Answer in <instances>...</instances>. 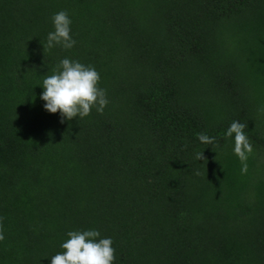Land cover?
<instances>
[{
	"label": "trees",
	"instance_id": "16d2710c",
	"mask_svg": "<svg viewBox=\"0 0 264 264\" xmlns=\"http://www.w3.org/2000/svg\"><path fill=\"white\" fill-rule=\"evenodd\" d=\"M0 264H264V0H0Z\"/></svg>",
	"mask_w": 264,
	"mask_h": 264
}]
</instances>
